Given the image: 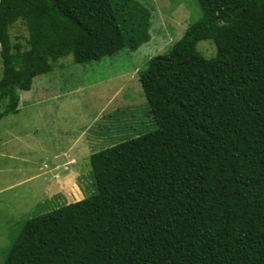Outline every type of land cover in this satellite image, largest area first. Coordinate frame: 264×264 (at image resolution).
<instances>
[{
  "label": "trees",
  "instance_id": "obj_1",
  "mask_svg": "<svg viewBox=\"0 0 264 264\" xmlns=\"http://www.w3.org/2000/svg\"><path fill=\"white\" fill-rule=\"evenodd\" d=\"M195 3L137 74L155 129L91 154L93 193L23 221L0 264H264V0ZM148 28L134 0H0V119L58 59L133 52Z\"/></svg>",
  "mask_w": 264,
  "mask_h": 264
},
{
  "label": "rangeland",
  "instance_id": "obj_2",
  "mask_svg": "<svg viewBox=\"0 0 264 264\" xmlns=\"http://www.w3.org/2000/svg\"><path fill=\"white\" fill-rule=\"evenodd\" d=\"M134 1L149 11L146 43L97 62L58 59L28 91L17 92V112L0 119V263L23 221L93 193L90 154L155 129L137 74L200 12L195 0ZM8 35L12 46L27 48L21 21L9 26ZM196 50L214 55L209 41L198 42ZM4 106L0 97V112Z\"/></svg>",
  "mask_w": 264,
  "mask_h": 264
},
{
  "label": "crops",
  "instance_id": "obj_3",
  "mask_svg": "<svg viewBox=\"0 0 264 264\" xmlns=\"http://www.w3.org/2000/svg\"><path fill=\"white\" fill-rule=\"evenodd\" d=\"M18 103H19V100H18ZM17 106H18V104H17ZM16 109L18 110V108H16ZM90 155H91V154H90ZM90 155H89V156H90ZM71 160H72V159H71ZM67 162H68V161H67ZM89 169H90V168H89Z\"/></svg>",
  "mask_w": 264,
  "mask_h": 264
}]
</instances>
